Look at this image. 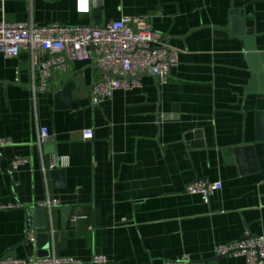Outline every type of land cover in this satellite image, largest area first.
<instances>
[{
    "label": "crops",
    "instance_id": "obj_1",
    "mask_svg": "<svg viewBox=\"0 0 264 264\" xmlns=\"http://www.w3.org/2000/svg\"><path fill=\"white\" fill-rule=\"evenodd\" d=\"M136 17L164 34L179 64L166 83L142 75L97 107L93 62L54 70L34 95L41 76L30 53H0V134L12 143L0 163V259L246 264L215 249L264 235V0H0L8 23L101 27ZM41 127L52 137L43 146ZM17 158L28 163L11 172ZM58 158L68 162L52 170ZM196 180L223 189L205 203L186 193ZM48 200L59 205L42 206Z\"/></svg>",
    "mask_w": 264,
    "mask_h": 264
},
{
    "label": "built area",
    "instance_id": "obj_2",
    "mask_svg": "<svg viewBox=\"0 0 264 264\" xmlns=\"http://www.w3.org/2000/svg\"><path fill=\"white\" fill-rule=\"evenodd\" d=\"M31 2L32 0H3L7 2ZM97 6V0H91ZM30 53L34 71H39L41 85L33 89L44 92L54 70L66 71L69 62H93L101 71V80L91 90V104L97 107L110 99L118 90L130 91L140 86L139 77L150 75L166 83L171 71L179 64L180 53L168 46L164 34L156 31L147 18H123L101 27L64 26L53 24L39 26L33 21L8 23L0 21V53L5 58H16L22 51ZM50 54L49 58H42ZM94 137L93 130L83 132L84 140ZM50 131L41 127L38 132V145L51 142ZM12 143L0 134V163L3 160V148ZM67 158L55 159L51 169L66 165ZM28 160L17 158L11 161L10 171L18 170ZM223 189L221 182L196 180L191 182L186 193L200 195L205 203L211 196ZM59 205L57 200H48L42 206L52 208ZM218 257H244L246 264H264V235L244 237L215 249ZM0 264H83L73 258L57 256L22 260L16 257L0 259ZM90 264H110L104 255H94ZM164 264H198L189 256L167 261Z\"/></svg>",
    "mask_w": 264,
    "mask_h": 264
},
{
    "label": "water",
    "instance_id": "obj_3",
    "mask_svg": "<svg viewBox=\"0 0 264 264\" xmlns=\"http://www.w3.org/2000/svg\"><path fill=\"white\" fill-rule=\"evenodd\" d=\"M226 31H227L228 33L231 32L230 29H228V30H226ZM233 33H234V32H233ZM243 35H245V34H243ZM260 70L264 71V67H263L262 69H260ZM260 76H261V74H259V77H260ZM257 77H258V76H257ZM68 90H69V88H66V89L63 91V92H64L63 94L67 93ZM42 234H43V236H45V237H43V238H46L47 235H45L44 232H43ZM47 237H48V236H47Z\"/></svg>",
    "mask_w": 264,
    "mask_h": 264
}]
</instances>
